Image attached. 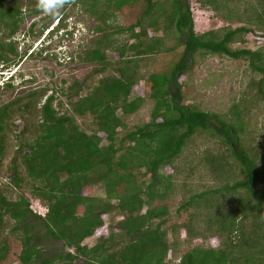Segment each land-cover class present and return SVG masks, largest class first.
<instances>
[{"label": "trees", "instance_id": "obj_1", "mask_svg": "<svg viewBox=\"0 0 264 264\" xmlns=\"http://www.w3.org/2000/svg\"><path fill=\"white\" fill-rule=\"evenodd\" d=\"M9 1L0 0V66L3 61L7 67L14 61L10 54H19L13 39L25 17ZM143 1L63 0V5L88 6L89 13L107 22ZM145 1L146 13L128 31L114 25L136 43L107 47L105 35L95 50L80 57L103 68L75 82L72 92L59 98L47 87L34 90L0 110V173L7 157L12 152L15 157L8 168L11 183H0V264L13 238L22 246L20 264H264V141L248 135L253 119L264 113V0H252L251 10L244 9L243 27L203 34L195 31L188 0ZM233 1L200 4L231 13ZM39 12L29 10L32 16ZM66 18L58 31L67 27ZM49 20L34 25L32 34H44ZM249 34L260 48H233L246 44ZM110 48L123 65L117 68L119 77L105 75ZM168 54L179 57L172 58L170 70L140 71L143 65L155 67V56ZM201 55L245 61L257 77L224 116L185 104L180 76ZM142 81L146 91L135 95ZM72 97L77 100L66 109L65 100ZM147 103L150 120L132 123ZM17 120L25 125L20 135H15ZM208 134L222 139L228 152L204 151L198 157L199 143ZM190 161L215 185L193 187ZM167 167L174 174L163 173ZM97 184L106 199L95 195ZM23 189L31 197L15 200L16 190ZM31 199L39 201L44 215L31 209ZM111 215L123 220L111 226ZM175 215L181 223L171 225ZM100 231L107 236H100L94 247L85 244ZM48 238L61 242L64 252L47 256ZM196 240L203 242L193 246ZM181 246L189 250L182 253Z\"/></svg>", "mask_w": 264, "mask_h": 264}, {"label": "rangeland", "instance_id": "obj_2", "mask_svg": "<svg viewBox=\"0 0 264 264\" xmlns=\"http://www.w3.org/2000/svg\"><path fill=\"white\" fill-rule=\"evenodd\" d=\"M251 2L252 0H234L230 6L232 9L231 13L221 9L223 12L222 13L215 11L213 7H203L200 4V0H188V3L192 6V10L194 12L195 31L198 34H203L210 31H221L226 27H232L234 30L243 27L245 24L241 23L240 18L244 15L241 14L243 13L244 9L245 12H249L251 10ZM9 3L11 4V8L19 7L25 12L24 21L21 24L17 35L13 39L15 47L18 48L19 54L18 56L10 54V57L14 59V61L11 63L14 65L15 62L18 63L20 66L18 75L24 78L23 81H18L16 86L12 89L8 86L0 88V110L12 103L14 100L26 96L30 91L43 89L46 87L53 91L54 95L59 98L64 97V92H72L71 87H73L75 82H84L95 71L103 68L102 64L98 62H84L80 59V57H85L89 51L95 50L99 46V41L103 39L105 35L108 36V39L105 42L107 43V47H116L123 41L127 43L128 40L129 44L136 43V40L132 39V37L127 33L128 27L132 26L138 22V20L143 18L148 8L147 3L144 0L136 6L125 7L121 13L118 15L116 14V16L119 17L118 19H115L116 16H114V14L112 18H109V20L105 22L99 17L89 13L87 11L88 6L81 4H78V6L74 7L62 5V7L55 9L52 13L43 12L42 16L28 19L32 16L30 15L29 10L40 8V0H18V2L10 0ZM237 11L240 12V15H238ZM73 13L75 14L72 15ZM62 15H66V19L72 17L73 19L70 20L71 23L79 24L82 27V31L80 34H78V36L74 37V41L71 40L72 36L68 38L70 42L66 43V52L64 54L62 53V57H64L66 54L69 55L71 59L62 58L60 54L56 53V50L59 47V45L57 46V40H54V43L50 41L52 44L51 46H47L49 47L48 53H45L46 51H44L41 55L38 54L40 53L38 50L33 55H31L36 49L37 41H39L42 36L32 35L31 38L28 37L32 34L34 25L39 24L41 21L43 22L48 17L50 20L47 24L46 30L44 31L46 32L49 28L50 30L52 28H56V18ZM53 17L54 19H51ZM115 21L121 24L123 28H127L125 36L124 33L118 34L120 28L114 27V25H116ZM33 23L34 25L32 28H30V25ZM255 28V26L251 27L252 30H255ZM137 31L140 32L142 30L139 28ZM149 35L163 36V32L156 34L153 31H150ZM24 37H26V39L29 38V40L26 41L25 39L22 41ZM58 39L62 41V43H65L67 40L65 38L61 39L60 37ZM245 39L246 44L238 42L233 45V48L238 49L242 47H248L253 51L260 48L257 43V37L254 36V34L247 35ZM31 44H34V48L32 47L33 49H30ZM108 57V69L105 75L110 78L119 77L120 75L117 68H123V65L118 61L120 59L117 58V55L111 48L110 51H108ZM172 58H174L173 61H177L179 57L177 55L174 56V54L155 56V67L147 69L148 67L143 65L140 71L145 72L146 70H149L151 74L154 71L156 72L158 67L163 68L164 71L165 69L170 70L172 68L170 65H173ZM6 65L7 64L2 61L0 68ZM249 68V63L245 61H236L227 56L201 55L197 57L196 64L189 69L186 75L180 76V79H184L185 83V86H183L182 89L184 97L186 98V101L184 100L185 104L187 106L194 105L199 107L201 110H204L207 113L215 114L218 117L228 114L232 107L240 101L244 89L251 81L252 77L257 78L255 77L256 75H253L251 69ZM146 86L147 85L145 81H142L141 84L137 85L134 91L135 95L142 96L144 91H146ZM53 92H50V94ZM76 100L77 98L74 97L71 99H66V109L72 108L71 103ZM151 109V104H145L142 108V111L132 117V123L137 124L149 121ZM217 125L219 126L218 123ZM217 125L216 127L218 129ZM15 126V135H20L25 129L23 120H17L15 122ZM251 128L252 133L248 134L249 137H256L255 139L257 142L264 141V132L262 131V129L264 130V113L256 115V117L253 119V126ZM199 144L200 154H198V157H200L204 151H214L215 154L218 152H228V149L224 145L222 139L216 138V136H210L209 134L203 140H201ZM13 158L15 157L13 156L12 152L3 164L4 172L0 173L1 184L8 185L11 183L13 173L11 170H8V168L10 161ZM191 161L189 166L192 167L193 163ZM191 169H193L192 173L194 174V177L190 181L193 187L198 190H202L208 184L215 185L213 179L203 178L206 174H204L200 168H196V165ZM162 172L174 174L175 171L173 168L167 167L165 171ZM93 188L97 197L106 199V191L102 184H97L93 186ZM16 191L17 192L14 195L15 200H20L22 196H25L28 199V195L30 193L28 189ZM29 196L31 197V195ZM31 201H33L30 203L32 210L42 215L46 213V210L41 206L39 201L33 199H31ZM114 203L117 202L114 201ZM176 208L177 204L173 206V212H175ZM122 220L123 219L120 216L111 215V220L107 222L112 226L113 224L116 225ZM179 223H181V220L178 218V216L175 215V217L171 218V225H177ZM181 235V239H187L185 230L182 231ZM100 236L106 237L107 235L105 231H100L94 237L89 238L85 244L89 247H94L97 244ZM170 236V240L173 242L172 235ZM202 242V240H196L193 246L200 245ZM45 244L47 247V251L45 253L49 257L54 251L61 252L62 250L64 252L62 249V243L57 242L54 239H46ZM1 247L2 246H0V253ZM187 250H189L188 246H181L182 253L186 252ZM21 251L22 246L19 241L15 240L14 238L11 239L6 254V259L1 264H20L19 256ZM179 262H177V264Z\"/></svg>", "mask_w": 264, "mask_h": 264}, {"label": "clouds", "instance_id": "obj_3", "mask_svg": "<svg viewBox=\"0 0 264 264\" xmlns=\"http://www.w3.org/2000/svg\"><path fill=\"white\" fill-rule=\"evenodd\" d=\"M62 5H63V0H40V8L45 13H52V12H54L55 9L62 7ZM65 17H66V15H62V16H58V18H56L57 19L56 28H52L51 30L49 28V29H47L46 32H44V34H42L41 39L39 41H37V43L35 42L36 43V49L32 52V54H34L38 50L41 52L43 49L46 50L45 53H48L49 47H47V46H51V44L54 43V40L55 41L57 40V46L59 45V47L57 48L56 53L60 54L62 57V53L64 54L66 52V50H65L67 48L66 43L70 42V40L68 38L71 37V35L73 34V37L71 40L74 41L75 40L74 37L78 36V34H80V32L82 31V27L79 24L71 23L70 20L73 19L72 17H70L69 19H66L65 23L67 24V27H64L63 29L58 31L59 27L61 26L62 20ZM32 35L33 34L29 35L28 37L31 38ZM52 35H54V36L52 37ZM59 37L61 39H64V38L67 39L66 42L62 43V41H60L58 39ZM25 39H26V37H24L22 39V41H24ZM28 40H29V38L26 39V41H28ZM50 41L52 43H50ZM34 44H31L30 49L34 48ZM62 58L71 59L70 56L66 55V54ZM19 71H20V66L18 65V63H16L15 65L12 64L9 67L2 66L0 68V88L7 87L9 85L16 86L18 81H20V82L23 81V78L20 75H18Z\"/></svg>", "mask_w": 264, "mask_h": 264}, {"label": "flooded vegetation", "instance_id": "obj_4", "mask_svg": "<svg viewBox=\"0 0 264 264\" xmlns=\"http://www.w3.org/2000/svg\"><path fill=\"white\" fill-rule=\"evenodd\" d=\"M42 14H43V12H39L38 14H36V15H34V16H31V17H29L28 19H30V18H35V17H39V16H42ZM38 15V16H37ZM26 19V18H25ZM34 25V23L32 24V25H30V28H32V26Z\"/></svg>", "mask_w": 264, "mask_h": 264}]
</instances>
